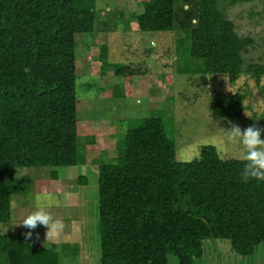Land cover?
I'll return each instance as SVG.
<instances>
[{"label":"trees","instance_id":"trees-1","mask_svg":"<svg viewBox=\"0 0 264 264\" xmlns=\"http://www.w3.org/2000/svg\"><path fill=\"white\" fill-rule=\"evenodd\" d=\"M93 1L0 0V223L11 220L17 166L88 163L76 116V35L96 30ZM176 1L145 0L139 29L171 31ZM196 13L177 46L197 63L191 71L233 79L252 71L243 51L253 39L238 34L219 0H198ZM243 111L242 93L214 92L213 117ZM119 142L116 162H90L99 172L100 264H167L170 254L194 264L208 239H230L243 256L264 241V182L245 183L241 159L221 160L216 146L203 145L198 159L178 160L161 115L135 121ZM59 255L55 244L37 248L33 235L0 231V264H59Z\"/></svg>","mask_w":264,"mask_h":264},{"label":"rangeland","instance_id":"rangeland-1","mask_svg":"<svg viewBox=\"0 0 264 264\" xmlns=\"http://www.w3.org/2000/svg\"><path fill=\"white\" fill-rule=\"evenodd\" d=\"M145 0H94L97 26L93 33L76 35L78 132L88 163L75 166H17L12 221L0 223L8 233L40 237L37 248L56 245L59 264H100L99 172L90 162H116L119 140L135 121L161 115L166 131L175 139L177 159L191 161L203 145L216 146L224 158L240 159L241 145L229 140L231 128L256 127L264 138V0L232 4L219 0V7L242 36L253 39L243 51L244 71L236 78L225 74L193 72L197 63L179 53V40L197 22L198 0H177L171 31H141L136 16ZM187 6V10L185 9ZM187 47V46H186ZM103 49L106 50L103 55ZM125 74H117L115 65ZM133 72L132 76L129 73ZM240 92L245 111L235 118L213 117L214 92ZM55 171V172H54ZM40 206L59 222L62 230L47 240L48 229H28L19 223ZM46 197V198H45ZM15 230V231H14ZM226 238L206 240L204 254L194 264H264V241L255 253H236ZM57 250V248H56ZM167 264H178L170 254Z\"/></svg>","mask_w":264,"mask_h":264},{"label":"clouds","instance_id":"clouds-1","mask_svg":"<svg viewBox=\"0 0 264 264\" xmlns=\"http://www.w3.org/2000/svg\"><path fill=\"white\" fill-rule=\"evenodd\" d=\"M187 10V6H185ZM25 71H28L26 68ZM229 140L236 141L241 145L240 159L243 163L241 171V179L247 183L250 180L264 182V138H262L261 130L256 127H248L241 130L239 126L231 128ZM224 159L223 156L220 157ZM46 198V197H45ZM41 197H37L36 210L23 217L19 223L28 229H35L37 225L45 226L47 231V240L54 239L62 230L59 222H53L52 217L40 206ZM31 237L32 233H27Z\"/></svg>","mask_w":264,"mask_h":264},{"label":"crops","instance_id":"crops-1","mask_svg":"<svg viewBox=\"0 0 264 264\" xmlns=\"http://www.w3.org/2000/svg\"><path fill=\"white\" fill-rule=\"evenodd\" d=\"M11 216H12V215H11ZM11 216H10V217H11ZM12 219H13V218L11 217V221H12ZM0 231L3 232V233H8V232H6V231H4V230H3V231L0 230ZM14 231H15V230H14ZM33 236H34V242H35V243H37V242L40 243V242H41L40 239H39L40 237H36L35 235H33ZM40 248H43V247H40Z\"/></svg>","mask_w":264,"mask_h":264}]
</instances>
